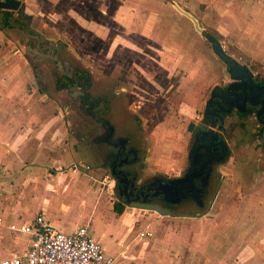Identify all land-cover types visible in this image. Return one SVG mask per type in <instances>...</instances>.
<instances>
[{
    "label": "rangeland",
    "instance_id": "1",
    "mask_svg": "<svg viewBox=\"0 0 264 264\" xmlns=\"http://www.w3.org/2000/svg\"><path fill=\"white\" fill-rule=\"evenodd\" d=\"M17 1L31 17L32 30L63 46L62 60L93 74L96 85L89 90L90 95L104 97L101 95L106 92L99 90L105 87L99 80L103 73L110 75L109 90H126L108 98L114 100L113 111L106 117L111 122L112 116L119 117L117 120L122 122L113 118L117 126L133 128L145 139L147 145L140 148L144 152L141 161L148 148L158 152L164 164L176 159L175 164H169L177 171L172 175H178L187 164L191 147L188 125L200 118L213 87L227 80L225 65L214 54L207 35L218 41L236 62L264 78V0ZM2 20L0 12V145H50L59 149L53 148L52 158L67 154L68 149L60 148L62 145H81L86 150V143L80 139L93 128L83 117L84 109L71 114L69 109L77 110L78 100L71 102L66 94L57 93L51 75L53 66L26 55L28 40L20 29L26 22L18 18L17 12H9L7 22ZM15 24L20 28L15 29ZM94 111L102 113L104 108L99 106ZM118 111L131 117L126 115L123 119ZM133 117H137L143 131L138 123L131 124ZM124 120L128 121L126 125ZM150 165L152 169L145 166L144 171L136 165L133 171L143 179L162 174L157 166ZM55 168L59 172L73 168L84 171L75 162L55 164ZM217 171L203 209L191 206L172 214L185 218L124 207L131 219L155 225L157 232L153 236L158 234L161 238L167 234L178 240L171 264H188V237L199 239L194 243L198 253L207 245L200 240L202 222L217 225L219 220V239H227L210 241V246H214L209 249L210 261L220 250L224 254L233 252L231 244L237 242V202L264 189V152L243 145L241 154L231 152ZM103 180L107 181L102 187L108 201L118 203L107 172ZM69 197L57 194L55 201L71 202ZM69 205V215L76 220L86 222L93 218L89 231L93 237L99 236L95 224L101 227L111 212L99 206L92 213L82 199ZM101 244L105 246L103 239Z\"/></svg>",
    "mask_w": 264,
    "mask_h": 264
},
{
    "label": "crops",
    "instance_id": "2",
    "mask_svg": "<svg viewBox=\"0 0 264 264\" xmlns=\"http://www.w3.org/2000/svg\"><path fill=\"white\" fill-rule=\"evenodd\" d=\"M242 146L235 152L237 155L241 154ZM62 147L68 149L67 156L52 158L50 152L59 149L50 145H0V261L27 249L30 236L14 232L11 228L31 225L37 216H43L45 221L65 234H72L81 227H87L89 231L88 226L93 224V218H87L83 222L69 215L72 208L69 204L82 199L89 205L92 213L99 206L107 213L111 212L107 214L101 227L95 224L99 236L93 237L90 231L89 234L100 244L101 239L105 241V246H101L105 255L113 259V264L173 263L179 247L178 240H173L167 234L161 238L158 234L153 236L157 232L155 225L131 219L124 208H127L125 204L108 201L103 192L105 187H102V177L106 170L101 167V158L98 156L101 147L85 145L84 151L81 145H62L60 148ZM151 150L148 148L144 154L143 171L145 166L146 169H152V164L163 174H177V171L174 172L169 167V164L176 163V159L164 164L159 159L158 152ZM258 151L264 152V149L258 148ZM71 162L79 164L84 171L73 168L74 170L59 172L55 168V164L62 166ZM95 163L98 166L93 167ZM57 194L70 195L71 202L55 201ZM120 207L123 210L118 214L116 211ZM174 216L167 217L185 218L181 215ZM218 221L217 225L201 223L203 237L200 240L202 243L207 242L201 253L195 251L194 243L199 240L197 237L186 239L191 248L188 264H264V189H258L237 202V242L231 244L234 250L225 254L220 250V254L210 261L209 249L214 247L210 246V241L216 243L227 240L221 237L219 239L221 224ZM195 224L198 226V223ZM140 234L144 236L140 237Z\"/></svg>",
    "mask_w": 264,
    "mask_h": 264
},
{
    "label": "flooded vegetation",
    "instance_id": "3",
    "mask_svg": "<svg viewBox=\"0 0 264 264\" xmlns=\"http://www.w3.org/2000/svg\"><path fill=\"white\" fill-rule=\"evenodd\" d=\"M0 1L4 2V0ZM19 11L20 4L16 10H0L3 15L2 22L9 20V12H17L18 18L25 21L26 25L20 28L15 24L13 27L20 28L28 40L25 45L26 55L33 60L44 61L53 66L54 72L51 75L57 93L66 94L71 102L78 100L77 110L73 112V109H69L71 114L79 113L80 109H84L83 117L89 120L93 132L83 135L80 142L101 147L98 156L102 162H105L101 167L109 174L114 195L123 205L129 207L131 203L149 204L168 210L169 215L185 207L203 209L210 187L218 174L217 168L226 163L231 152H236L242 145H254L264 149V78L237 62L247 70L245 74H241L242 79L231 80L226 72L227 80L217 84L210 91L198 121L190 123L187 127L188 129L193 125L191 132H188L191 147L185 167L178 175L162 173L143 179L139 173L133 171V168L136 165L142 168L144 159L141 161L140 158L144 152L140 148L147 145L145 139H142L133 128L128 130L122 129L123 126H117L119 124L113 121L115 115L111 117L112 122L105 115L113 111L111 108L114 100L108 98H113L114 94L119 96L120 92L126 90L123 88L109 90L112 82L110 75L103 73L99 80L105 87L99 90L106 92L101 95L104 97L90 95L89 90L96 85L91 77L93 74L62 60L63 46L32 30L31 17L27 16L25 11L23 17H20ZM5 26L8 24L5 23ZM58 65L61 70L58 69ZM65 65L69 69H65ZM99 106L104 108L102 113L94 111ZM117 115L123 119L126 115L130 116L129 113L119 111ZM118 118L115 117L114 120ZM127 120H124L125 125ZM122 121L117 120V122ZM134 123H138L140 130L143 131L137 117H133L131 124ZM194 145L202 146L198 150V155L190 158L189 152ZM229 145L237 146L231 150ZM190 170L193 173L191 183L184 180L171 185L170 182L173 180H183Z\"/></svg>",
    "mask_w": 264,
    "mask_h": 264
},
{
    "label": "built area",
    "instance_id": "4",
    "mask_svg": "<svg viewBox=\"0 0 264 264\" xmlns=\"http://www.w3.org/2000/svg\"><path fill=\"white\" fill-rule=\"evenodd\" d=\"M107 183L104 180V185ZM12 231L30 236V244L21 254L3 259L0 264H113L105 255L99 241L94 239L87 227L72 234H65L37 216L31 225L11 228ZM144 234H140L143 237Z\"/></svg>",
    "mask_w": 264,
    "mask_h": 264
},
{
    "label": "water",
    "instance_id": "5",
    "mask_svg": "<svg viewBox=\"0 0 264 264\" xmlns=\"http://www.w3.org/2000/svg\"><path fill=\"white\" fill-rule=\"evenodd\" d=\"M19 2L17 0H4L0 1V10H16L19 7ZM25 9L23 5H20V11H19V16L23 17ZM28 28V27H27ZM27 31V29H26ZM207 40L210 42L212 46V50L214 54L221 60V62L226 66V72L231 80L237 81L242 79V73L245 74L246 68L242 67L237 64V62L231 58L229 55H227L224 50L222 49L221 45L219 44L218 41H216L213 37L210 35L207 36ZM28 51L30 49L28 48ZM29 55V52H28ZM58 69L61 70L60 65L57 66ZM65 69H69L67 65H65ZM216 89H214L215 91ZM213 91V93H214ZM212 93V94H213ZM213 96V95H212ZM193 125H190V127L187 129L188 132H191V128ZM202 145H194L191 151L189 152V157L192 158L193 155H198V150ZM192 163L193 160L191 159ZM192 170V169H191ZM189 171L187 176L183 180H173L171 181V185H174L178 182H182L184 180L189 181L190 183L192 182V171ZM130 208L138 209V210H143V211H149V212H155L160 216H169V211L161 209L157 206L149 205V204H139V203H131L129 205Z\"/></svg>",
    "mask_w": 264,
    "mask_h": 264
},
{
    "label": "trees",
    "instance_id": "6",
    "mask_svg": "<svg viewBox=\"0 0 264 264\" xmlns=\"http://www.w3.org/2000/svg\"><path fill=\"white\" fill-rule=\"evenodd\" d=\"M122 210H123V209L120 207V208L117 209L116 212H117L118 214H121V213H122Z\"/></svg>",
    "mask_w": 264,
    "mask_h": 264
}]
</instances>
